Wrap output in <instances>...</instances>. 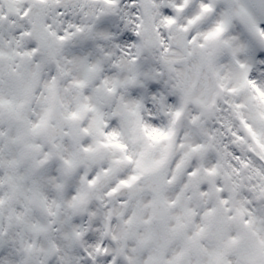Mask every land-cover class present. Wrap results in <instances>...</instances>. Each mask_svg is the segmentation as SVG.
<instances>
[{"label":"snow or ice","instance_id":"snow-or-ice-1","mask_svg":"<svg viewBox=\"0 0 264 264\" xmlns=\"http://www.w3.org/2000/svg\"><path fill=\"white\" fill-rule=\"evenodd\" d=\"M0 264H264V0H0Z\"/></svg>","mask_w":264,"mask_h":264}]
</instances>
